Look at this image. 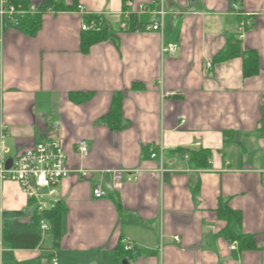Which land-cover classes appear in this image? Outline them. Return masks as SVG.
<instances>
[{"label":"crops","instance_id":"1","mask_svg":"<svg viewBox=\"0 0 264 264\" xmlns=\"http://www.w3.org/2000/svg\"><path fill=\"white\" fill-rule=\"evenodd\" d=\"M31 1L34 14L47 0ZM53 1L84 14L48 11L36 37L21 31L23 13L0 17V140L14 157L49 140L58 123L70 175L39 199L0 181V264H264V0H165L163 34L125 28L131 16L153 24L156 0H129L126 10L123 0ZM85 16L112 33L88 53ZM231 38L242 55L257 54L258 75L244 77V56L214 64ZM171 44L174 56L163 52ZM201 150L210 152L205 168L193 160ZM116 170L138 180L114 189ZM96 187L107 195L95 199ZM40 202L55 204L47 213L60 215L59 234L48 216L37 245L14 246L7 225L28 223ZM226 203L242 213L240 231L256 250L239 254L234 242L231 251L219 235Z\"/></svg>","mask_w":264,"mask_h":264},{"label":"trees","instance_id":"2","mask_svg":"<svg viewBox=\"0 0 264 264\" xmlns=\"http://www.w3.org/2000/svg\"><path fill=\"white\" fill-rule=\"evenodd\" d=\"M8 6H13L16 11L23 13V17L20 22L21 31L29 37H36L39 31L42 28L43 15L48 11H74L77 9L76 4L65 5L64 3H57L53 0H47L42 3L37 12L32 14L30 13V8L32 6L31 0H7ZM129 0H123L124 9L126 10L125 5ZM84 22L87 25H90L94 22L98 26V30H89L82 32V51L88 53L90 48L100 42L106 41L109 38L110 28L102 21L100 17H84ZM146 27V20L139 18L138 16H131L129 20L126 21V30L128 32L144 31ZM243 57V75L245 78H252L258 75L259 73V58L254 52H246L242 55L240 51L239 41L236 38H231L227 42L225 50L220 52L214 59V64L224 63L234 58ZM81 98L76 97V99ZM120 107L117 106V102H114L112 110L108 117L113 122L119 116ZM259 132L261 135H264V100H263V118L261 121ZM210 157V152L208 150H201L195 152L193 160L196 162L201 161L199 167H207L208 159ZM218 217L220 220L226 222V226L219 233V235L225 238L229 243L236 242L238 245L237 253H242L247 250H256L257 245L255 237L252 235H245L241 233L242 224H243V215L241 212L233 210L228 203L220 204L218 209ZM49 213V212H48ZM47 212L43 215V219H46L50 216ZM52 216V215H51ZM49 217L52 221V229H56L59 234V220L60 215L58 214L53 218ZM48 218V219H49ZM42 216H39L37 212L34 213L31 220L28 223H21L17 220L11 222L7 225L6 239H12L14 241L13 245L16 247H28L33 242L36 245L41 240L42 236L37 232L40 229V221ZM59 236V235H58ZM33 244V245H34ZM116 251L125 252L126 258L136 257L138 252L133 250H125V247L120 245ZM236 253V255H237Z\"/></svg>","mask_w":264,"mask_h":264},{"label":"built area","instance_id":"3","mask_svg":"<svg viewBox=\"0 0 264 264\" xmlns=\"http://www.w3.org/2000/svg\"><path fill=\"white\" fill-rule=\"evenodd\" d=\"M160 5V11L157 13V19L147 27L146 31L164 33L165 24L164 17L166 15L164 11L165 0H156ZM129 7L132 6V2H128ZM235 9H238L235 5ZM78 11L84 14V8L78 6ZM141 10H146L145 6L140 7ZM19 12L13 6H8L7 0H2L0 7V17L9 16L14 17ZM246 22L242 21L239 24L240 37L243 35V31ZM83 31L98 30V26L92 22L87 25L85 22L82 24ZM178 50V45L171 44L163 47V52H167L174 56ZM211 67V64H208ZM59 124H55L53 129L54 136L49 140L38 142L32 149L16 154L14 157L9 156V150L4 142V136L0 140V181H12L16 182L22 188L24 194L29 199H36L40 197V192L46 190L48 194H56V187L66 180L70 171L66 168V155L64 152L63 144L59 136ZM79 151L82 156L86 157L88 154V143L82 141L79 143ZM163 148L160 150L161 158L163 157ZM152 159L158 157V153L154 152L151 155ZM158 173L163 176L164 169L161 164ZM138 180L137 175L131 174L129 171L116 170L113 172V187L114 189H121L126 182H135ZM107 192L101 188L96 187L93 189V196L99 200L104 198ZM55 204H47L40 202L37 205L36 212L39 216H43L45 212L53 209ZM40 229L43 232H47L50 226L45 219L40 221ZM178 239V238H176ZM126 250H131L132 247L126 246ZM231 251L236 250V244L230 245ZM54 264H58L54 260Z\"/></svg>","mask_w":264,"mask_h":264},{"label":"water","instance_id":"4","mask_svg":"<svg viewBox=\"0 0 264 264\" xmlns=\"http://www.w3.org/2000/svg\"><path fill=\"white\" fill-rule=\"evenodd\" d=\"M126 263H127V261L124 262V264H126Z\"/></svg>","mask_w":264,"mask_h":264}]
</instances>
